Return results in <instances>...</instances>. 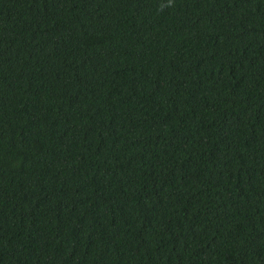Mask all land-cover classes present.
<instances>
[{
	"label": "trees",
	"instance_id": "obj_1",
	"mask_svg": "<svg viewBox=\"0 0 264 264\" xmlns=\"http://www.w3.org/2000/svg\"><path fill=\"white\" fill-rule=\"evenodd\" d=\"M0 264H264V0H0Z\"/></svg>",
	"mask_w": 264,
	"mask_h": 264
},
{
	"label": "clouds",
	"instance_id": "obj_2",
	"mask_svg": "<svg viewBox=\"0 0 264 264\" xmlns=\"http://www.w3.org/2000/svg\"><path fill=\"white\" fill-rule=\"evenodd\" d=\"M173 0H169V6H172Z\"/></svg>",
	"mask_w": 264,
	"mask_h": 264
}]
</instances>
